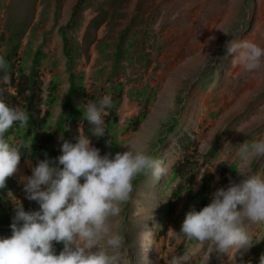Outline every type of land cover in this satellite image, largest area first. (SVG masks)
<instances>
[{"label": "rangeland", "instance_id": "374dc122", "mask_svg": "<svg viewBox=\"0 0 264 264\" xmlns=\"http://www.w3.org/2000/svg\"><path fill=\"white\" fill-rule=\"evenodd\" d=\"M263 13L264 0H0V57L13 67L0 69V78L5 70L12 77L0 88L21 106L33 77L43 98L35 108L40 118L51 113L47 132L55 133L57 164L59 121L74 75L85 90L79 104L87 107L91 97L105 95L119 104L112 133L118 153L147 152L166 168L159 179L147 171L136 180L130 200L111 219L124 236L127 264H168L189 251L194 242L180 230L199 196L209 204L217 189L243 179L239 170L264 175V157L242 152L245 144L250 152L253 142L264 140V68L238 72L236 54L225 48L231 40L264 48ZM53 82L57 100L49 106ZM37 165L21 157L12 176L21 188L12 198L14 210L16 201L24 210L32 204L22 178ZM245 227L253 246L233 260L213 252L209 264L255 257L264 223ZM203 255L198 252L191 264H200Z\"/></svg>", "mask_w": 264, "mask_h": 264}, {"label": "clouds", "instance_id": "9594fccd", "mask_svg": "<svg viewBox=\"0 0 264 264\" xmlns=\"http://www.w3.org/2000/svg\"><path fill=\"white\" fill-rule=\"evenodd\" d=\"M225 48L228 54H236L233 64L239 62L245 71L264 68V48L257 44L231 40ZM5 63L0 57V69L5 68ZM3 80L0 82L6 84L11 80L6 70ZM21 106L11 107L0 100V189L6 187L10 178L20 191L17 196L21 188L12 176L18 171L21 157L32 159L25 152L29 154L33 144V134L27 138L24 133L7 135L14 124L27 125L28 115ZM112 106L108 95L98 104H87L84 118L93 126V137L105 136L104 117L109 115L107 109ZM80 127L81 135L75 143L61 137L62 154L57 157L58 164L36 157L32 161L38 165L32 169V176L22 178L26 198L33 201L27 208L32 209L36 202L38 211L26 212L27 208L24 210L19 201L14 210L12 198L17 196L7 193L15 216H11L14 219L10 225L11 236L0 238V264H127L124 236L114 230L111 219L119 216L121 205L130 200L136 180L147 171L159 179L166 168L151 154L131 147L112 158L101 156L100 150L92 146V140L82 134L81 124ZM38 130L42 134V125ZM59 130L63 134L61 127ZM14 139L21 142L13 144ZM41 145L39 141L38 146ZM250 147L249 152V145L245 144L242 152L264 157V140L253 142ZM237 172L243 177L239 183L230 182L226 189H217L207 206L199 211L192 207L186 213L180 234L194 244L184 254L173 256L168 264H191L200 251L204 252L200 264H209L213 252L228 253L233 260L253 246L245 225L264 223V175ZM55 244L63 245L59 254ZM259 264H264V255Z\"/></svg>", "mask_w": 264, "mask_h": 264}, {"label": "trees", "instance_id": "16d2710c", "mask_svg": "<svg viewBox=\"0 0 264 264\" xmlns=\"http://www.w3.org/2000/svg\"><path fill=\"white\" fill-rule=\"evenodd\" d=\"M5 60V59H4ZM5 69L7 68L8 71H10L12 67V63L9 60H5ZM4 70V69H2ZM34 75V73H33ZM11 77V75H9ZM12 78V77H11ZM2 79V76L0 78ZM29 95L24 96L23 100L25 101V106L22 107V109L27 113L28 115V122L25 127H19L18 124H14L12 128H10L7 132V135L14 134V133H24L25 138L28 136H31L33 134V144L31 147V151L29 154L25 152V156H30L32 159H35L36 157L40 158L42 161L45 159H48L49 161H55L56 157L53 151V138L54 134L52 132H47L48 123L51 118V113L46 112V114L40 119V109H36L35 105H39L37 102L38 100H42L43 104V98L39 97L40 87H37L35 84V81L32 77L31 83L29 85ZM85 90L81 88L80 83L78 84L76 82L75 76H70V88H69V94L67 97V105H66V111L65 114L62 116L61 120V130L63 132V140L68 141L71 143H75L77 141V138L79 135H81V131H78L79 125L82 126V134L85 136H88L92 140V146L99 149L102 153V155H110V158H112L116 153H118L117 144L115 139L113 138V130H115V122L117 120V111L115 107H119V104L116 102V100H112L113 106L110 109H107L109 112V115L104 117L105 120V136L102 138L97 139L96 137L92 136L91 129L92 125L87 122V120L84 118V113L86 111V105L85 101H83L82 104H79L77 102V98H79V94L81 95V98L85 96L83 94ZM47 101V104L49 106H52L53 103L56 102V83L53 82L52 86L50 88V93ZM15 97H9L6 91L2 90L0 88V100H3L5 103H7L11 107H20L19 104H14ZM93 99L90 101L91 103L98 104L99 99L91 97ZM68 110V111H67ZM141 121V119L136 121V124H138ZM39 125H42V134L39 133L38 127ZM176 127V126H175ZM175 127H171L172 130L175 129ZM25 130V131H24ZM42 143L41 146H38V142ZM50 144V145H49ZM83 182V180H81ZM11 192L12 195L17 196L20 192L15 185V182L12 181L10 178L6 181V187L4 189H0V238H8L11 236V227L10 225L13 223V220L11 216H15L11 206V200L9 197H7V193ZM205 195V194H204ZM207 196V195H206ZM179 197V192H173L172 199L176 200ZM201 199L200 204L195 208L197 211L201 210L203 207L207 206L208 200L204 196H199ZM170 209L174 207L173 201L170 202L169 206ZM39 205L34 202L31 207H28L26 209V212L29 211H38ZM63 250L62 244H55V251L56 254H59L60 251ZM264 252V238L261 241V243L257 246V249L254 251L255 257L252 258L247 263H240V264H259L260 257L262 253Z\"/></svg>", "mask_w": 264, "mask_h": 264}, {"label": "bare ground", "instance_id": "6f19581e", "mask_svg": "<svg viewBox=\"0 0 264 264\" xmlns=\"http://www.w3.org/2000/svg\"><path fill=\"white\" fill-rule=\"evenodd\" d=\"M262 12H263V11H262ZM263 14H264V13H263ZM259 21H260V20H259ZM261 22H262V23L264 22V17H263V19L261 20ZM252 41H254V38L252 39ZM241 69H242V67H241L240 64L238 63L236 70L239 72ZM234 72H235V70H234Z\"/></svg>", "mask_w": 264, "mask_h": 264}, {"label": "crops", "instance_id": "0c3cea01", "mask_svg": "<svg viewBox=\"0 0 264 264\" xmlns=\"http://www.w3.org/2000/svg\"><path fill=\"white\" fill-rule=\"evenodd\" d=\"M35 72V71H34Z\"/></svg>", "mask_w": 264, "mask_h": 264}]
</instances>
